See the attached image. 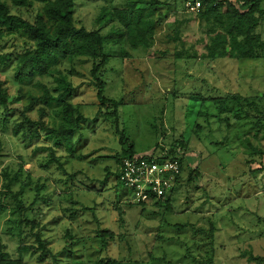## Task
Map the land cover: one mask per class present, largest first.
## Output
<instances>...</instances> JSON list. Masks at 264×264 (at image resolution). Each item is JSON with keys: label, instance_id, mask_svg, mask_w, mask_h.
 I'll return each instance as SVG.
<instances>
[{"label": "rangeland", "instance_id": "374dc122", "mask_svg": "<svg viewBox=\"0 0 264 264\" xmlns=\"http://www.w3.org/2000/svg\"><path fill=\"white\" fill-rule=\"evenodd\" d=\"M108 1L76 0L77 27L103 35L118 31L115 22L98 19L125 0ZM130 1H140L146 12L155 8L151 19L161 22L153 46L133 51L117 39L107 46L105 96L117 102L116 114L97 98L91 62L75 63L71 102L86 121L75 158L55 147L45 132L32 143L12 135L13 123L22 120L28 104L26 95L41 92L33 84L19 94L14 64L0 72V83L8 90V110L0 106V119L8 117L11 123L0 125V192L7 175H19L11 191H22L19 200L25 207L19 211L17 202L4 201L8 207L0 212V236L7 251L17 254L19 242L7 235L14 234L30 248L23 264H264V49L255 60L210 59L208 25L187 13L183 0ZM38 7L17 12L32 20ZM255 16L259 24L254 33L264 41V14ZM31 48L19 36L0 40V55L16 57ZM122 49L131 57L120 58ZM71 69V64L62 67ZM234 95L254 106L227 101ZM217 100L227 101L224 110L218 109ZM36 110L27 114L32 121L39 118ZM130 144L137 155L166 150L180 162L169 209L125 202L115 158ZM50 147L62 168L48 165ZM37 186L46 188L28 210ZM24 219L34 220L37 228L19 226ZM104 230L112 233L105 246L99 237ZM36 233L45 243V257ZM250 256L259 260L249 261Z\"/></svg>", "mask_w": 264, "mask_h": 264}, {"label": "trees", "instance_id": "16d2710c", "mask_svg": "<svg viewBox=\"0 0 264 264\" xmlns=\"http://www.w3.org/2000/svg\"><path fill=\"white\" fill-rule=\"evenodd\" d=\"M109 1L108 4L112 5L113 0ZM263 2L264 0H253L251 4L248 3V6L242 9L235 6H229L225 9L217 8L209 4L198 14L189 13L200 20L206 21L208 25L210 43L206 45V48H208L207 57L213 60L220 58L258 59V51L264 49V41L254 33L255 26L259 24V19L255 15L256 13L264 14V10L261 9ZM35 5L39 7L32 20L24 18L17 12L19 10H31ZM139 5L140 1L125 0V3L120 6L112 5L110 10L105 9L98 20L109 19V22L116 23L119 30L103 35L100 30H86L77 27L75 21L76 0H0V40L8 36H19L28 40L32 45L27 53L16 57L11 54L0 55V72H5L3 70L14 64L15 81L21 85L19 94L23 93L24 86L33 84H35L34 88H38L41 92L40 96L34 94V92L26 95L28 104L21 112L22 120L13 123L11 133L14 137H21L25 142L32 143L35 139H40L42 132H45V137L51 140L55 147L62 148L68 153L69 157L75 158L77 153L76 143L79 144V141L83 138L86 121L71 102V98L76 91L71 82L74 65L82 59L91 62L90 74L94 80L92 84L96 89L98 100L103 108L107 105L113 109L114 107L117 108L116 105L113 107V103L117 102L105 96L106 69L109 61L107 46L112 41L115 42L114 39H117V41H123L133 51L140 48L147 50L153 46L156 26L161 22L160 20L157 22L151 19L155 14V8H151L146 12L144 9H140ZM119 56L124 59L131 57V54L126 49H122ZM66 64L72 65L71 71L65 72L62 70V67ZM44 80L51 81L45 83ZM3 87L4 84L0 83V106L8 110V90ZM230 99L233 102L239 103L242 101L249 106H254V103H250L238 95L227 97V101ZM217 101L219 104L218 109L224 110L227 101ZM36 106L38 107L37 110L35 109ZM35 110L39 114V118L37 121H32L27 114ZM7 112L9 113V111ZM112 114H116V109ZM45 118L50 119V122L45 121ZM9 122L8 117L0 119V125L4 128L11 124ZM123 139L124 136L121 141ZM248 144L251 147L249 142ZM48 149L52 151L47 162L48 165L57 163L62 168L59 159L54 156V148L50 147ZM254 151L262 154L260 149H254ZM136 154L133 144H130L121 157L115 158L119 163V168L115 173L118 185H121L120 174L123 160ZM21 171L20 169L18 172ZM106 171L110 175L108 168H106ZM18 176L9 177L7 175L8 180L7 184L4 185L5 189L0 192V197L3 196L0 198V212L8 207L4 203L5 199L6 201L11 199L17 202L19 211L25 209L19 200L22 191L19 194H13L11 191L12 185L18 180ZM45 188V186L35 188L36 199L32 202L31 207H26L28 210H33V205H35L38 196ZM176 188L173 189L171 195L176 191ZM171 195H168L166 199L163 198L154 202L152 206H164L169 209ZM123 200L124 198L118 202L119 216H122L120 203ZM127 205L146 207L145 204L128 203ZM14 213H16L15 210ZM21 224L28 225L31 229L37 228L34 220L24 219L19 221L18 225ZM7 235L16 238L19 242L16 250L17 254L14 256L7 251V245L0 236V264H23L22 258L30 248L22 243L20 236ZM111 235L112 233L105 230L100 232L99 237L103 240V246L106 244L105 239ZM35 237L39 243V249L42 251V256H47V251L44 249L45 243L41 240V235L36 233ZM250 260L257 261L259 258L250 256ZM101 263L121 264L110 260ZM75 264L82 263L77 262Z\"/></svg>", "mask_w": 264, "mask_h": 264}, {"label": "built area", "instance_id": "2783aa9c", "mask_svg": "<svg viewBox=\"0 0 264 264\" xmlns=\"http://www.w3.org/2000/svg\"><path fill=\"white\" fill-rule=\"evenodd\" d=\"M251 1L253 0H183L181 4L187 13L198 14L209 4L217 8L235 6L242 9L248 6V3L251 4ZM180 173V162L169 158L166 150L136 154L124 159L120 183L126 193L125 201L147 206L160 199H166L177 186Z\"/></svg>", "mask_w": 264, "mask_h": 264}, {"label": "clouds", "instance_id": "9594fccd", "mask_svg": "<svg viewBox=\"0 0 264 264\" xmlns=\"http://www.w3.org/2000/svg\"><path fill=\"white\" fill-rule=\"evenodd\" d=\"M181 172H182V167H181ZM180 175H181V173H180ZM179 179H180V176L178 177V183H177V186H178V184H179ZM177 186H176V187H177ZM173 194H174V193H173ZM173 194H172V195H173Z\"/></svg>", "mask_w": 264, "mask_h": 264}]
</instances>
